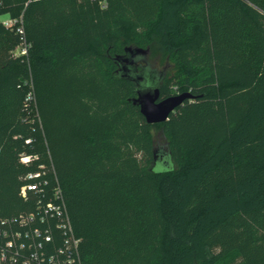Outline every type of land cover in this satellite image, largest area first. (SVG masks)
Here are the masks:
<instances>
[{
    "label": "trees",
    "instance_id": "trees-1",
    "mask_svg": "<svg viewBox=\"0 0 264 264\" xmlns=\"http://www.w3.org/2000/svg\"><path fill=\"white\" fill-rule=\"evenodd\" d=\"M3 15L35 52L0 19V217L37 210L21 187L45 169L82 264H264V0H0ZM129 47L146 50L133 65ZM151 57L161 98L196 95L159 123L132 100Z\"/></svg>",
    "mask_w": 264,
    "mask_h": 264
},
{
    "label": "built area",
    "instance_id": "built-area-1",
    "mask_svg": "<svg viewBox=\"0 0 264 264\" xmlns=\"http://www.w3.org/2000/svg\"><path fill=\"white\" fill-rule=\"evenodd\" d=\"M7 26H18L21 34L20 44L15 50L18 56L28 55L30 43L26 39L22 18L3 21ZM35 101L31 89L26 97ZM29 160L30 157H25ZM45 169L29 172L26 182L21 187V195L28 197L30 190L41 194L35 212L12 217H0V263L10 264H82L80 256V238L74 233L62 188L56 184L52 196L46 197L45 185L49 183ZM56 220L57 228L62 232V243L54 251L47 248V242L53 240L51 220ZM46 223V226L44 225Z\"/></svg>",
    "mask_w": 264,
    "mask_h": 264
},
{
    "label": "water",
    "instance_id": "water-1",
    "mask_svg": "<svg viewBox=\"0 0 264 264\" xmlns=\"http://www.w3.org/2000/svg\"><path fill=\"white\" fill-rule=\"evenodd\" d=\"M128 52V56L119 57L118 59L133 65L134 60H132V58L138 54L145 53L146 50L140 48L132 49L129 47ZM123 69L126 71L131 70L126 64L123 65ZM157 73V70L147 68L145 65L141 71L136 72V76L134 77L138 82L139 88L137 90V96L133 97L132 100L134 104L139 105L142 114L149 123L166 121L170 114L175 111L178 106L183 104L185 100L196 97L192 92H182L161 98L159 76L162 75L163 72ZM155 158V169L165 170L173 167L171 157L166 150L163 149V152L157 154ZM159 163H163L164 167L157 168Z\"/></svg>",
    "mask_w": 264,
    "mask_h": 264
},
{
    "label": "rangeland",
    "instance_id": "rangeland-1",
    "mask_svg": "<svg viewBox=\"0 0 264 264\" xmlns=\"http://www.w3.org/2000/svg\"><path fill=\"white\" fill-rule=\"evenodd\" d=\"M9 18H10L9 15H3V16L0 17V19H2L3 21L7 20ZM30 51H31V56H30ZM28 52H29V55H28L29 58L28 59H29V63H30V62H32L35 50H34V48H31V50H30V47H29ZM149 59H150L149 63L151 65L150 68L157 70V72H158L157 74H159L161 71H163V69H164V67L166 65L165 62H161L159 60L157 61L155 58H152V57L149 58ZM28 104H29V106H33L34 102L33 101H29ZM37 114H38V112H37ZM153 133H154V138H155L156 143L158 145H160L163 149H165V142L166 141L164 139V136L161 134L160 128L159 127H154L153 128ZM163 165H164L163 163H159L157 168H163L164 167Z\"/></svg>",
    "mask_w": 264,
    "mask_h": 264
}]
</instances>
